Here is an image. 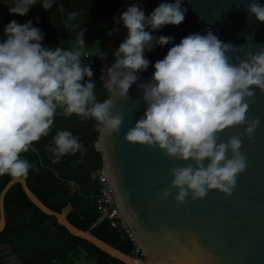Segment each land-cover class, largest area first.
Instances as JSON below:
<instances>
[{
	"label": "clouds",
	"instance_id": "clouds-1",
	"mask_svg": "<svg viewBox=\"0 0 264 264\" xmlns=\"http://www.w3.org/2000/svg\"><path fill=\"white\" fill-rule=\"evenodd\" d=\"M54 2L3 0L11 14L21 16L37 3L49 10ZM60 9L63 11V7ZM186 11L182 0H175L161 2L148 16L139 4L129 5L120 15L117 23L123 22L127 35L114 51L115 62L107 68L106 79L101 77L113 96L118 93L127 97L130 86L139 79L137 72L149 67L145 50L173 41L171 36L157 38L150 32L169 24L179 25ZM247 12L264 22V5L258 0H249ZM77 15L70 12L63 24L65 29H80L76 46L68 50L42 46L44 34L31 20L23 24L12 20L4 27L6 39L0 42V176L18 180L26 178L29 170H38L21 153L48 136L57 115L93 119L107 135L120 130L125 113H113L111 98L97 101L93 71L81 60L106 54L100 47L83 51L84 29L71 23ZM234 49L211 30L189 34L155 62L148 82L137 85L146 109L127 130L125 139L158 146L169 157L194 162L170 170L174 177L171 186L178 188L177 202H185L189 196L195 201L212 189L231 195L236 177L247 167L240 151L242 137L234 135L218 143V133L245 125L244 135L251 139L260 124L259 118L247 119L246 113L247 98L254 95L250 86L264 93V47L238 64L228 55ZM48 150L54 155L52 162L57 163L61 157L85 149L71 131L59 130ZM170 190L163 189L162 195L168 196Z\"/></svg>",
	"mask_w": 264,
	"mask_h": 264
},
{
	"label": "water",
	"instance_id": "water-1",
	"mask_svg": "<svg viewBox=\"0 0 264 264\" xmlns=\"http://www.w3.org/2000/svg\"><path fill=\"white\" fill-rule=\"evenodd\" d=\"M120 1L114 25L101 48L106 55L103 58L97 55L100 77L105 79L107 68L115 62L114 51L127 35L123 22L117 23L127 7L139 4L148 16L161 2H175ZM258 2L264 5V0ZM248 3L249 0H182V7L187 9L184 20L179 25L169 24L150 32L157 38L171 36L172 43L145 50L149 67L137 72L139 79L130 86L127 97L118 93L113 96L108 91L107 99H113V113L122 111L125 118L120 130L111 135L99 129L95 148L101 154V169L115 203L140 245L142 258L137 259L90 230L74 225L68 219L71 205L61 211L53 210L29 188L25 178L10 179L0 192V233L6 227L5 196L14 184L20 183L30 201L43 213L55 216L72 235L125 264H264V93L250 86L254 95L247 98L246 118L260 120L251 139L244 135L245 125L228 127L218 133V143L227 142L234 135L242 137L240 151L246 157L247 167L236 177L231 195L212 189L195 201L189 196L185 202H177L178 188L171 186L174 177L170 170L194 162L169 157L158 146L133 144L125 139L127 130L146 109L142 90L137 85L148 82L155 71V62L162 60L182 38L211 30L218 39L234 46L228 53L234 64L247 60L249 53H257L264 47V22L247 12ZM227 155L231 157L230 152ZM166 188L171 189L170 194L163 196L162 190Z\"/></svg>",
	"mask_w": 264,
	"mask_h": 264
},
{
	"label": "trees",
	"instance_id": "trees-1",
	"mask_svg": "<svg viewBox=\"0 0 264 264\" xmlns=\"http://www.w3.org/2000/svg\"><path fill=\"white\" fill-rule=\"evenodd\" d=\"M3 4V0H0V6ZM120 5V0H55L51 9L44 10L37 3L23 16L11 14L7 6L0 10V42L6 39L4 27L7 23L15 20L23 24L31 20L32 25L44 34L42 44L50 48L71 49L80 29H65L63 24L67 22L70 12H77L71 23L84 29L86 51L89 47L101 49L114 25V15ZM81 60L93 71L91 79L95 82L97 101H104L109 92L100 77L101 64L97 55L81 57ZM88 79L85 77V80ZM59 130L71 131L85 150L67 154L53 163L54 155L48 148ZM98 136L99 129L93 119L57 115L48 136L34 142L28 152L21 153L22 158L35 164L38 169L29 170L25 179L29 188L47 206L61 211L63 207L71 205L68 219L74 225L90 230L97 237L132 255V241L111 227L107 220L92 226L99 215L96 204L99 184L90 176L102 166L101 154L95 148ZM10 179L8 175L0 176V192ZM5 212L6 227L0 233V247L5 246L17 264H80L81 261L86 264H125L89 241L72 235L57 222L55 216L43 213L30 201L20 183L14 184L7 192ZM0 264H4L1 258Z\"/></svg>",
	"mask_w": 264,
	"mask_h": 264
},
{
	"label": "built area",
	"instance_id": "built-area-1",
	"mask_svg": "<svg viewBox=\"0 0 264 264\" xmlns=\"http://www.w3.org/2000/svg\"><path fill=\"white\" fill-rule=\"evenodd\" d=\"M7 6L8 5L6 4L1 5L0 10L7 8ZM90 176L99 184V191L96 196V204L99 215L92 226L107 220L111 227L118 229L120 232H122V234H124V236L132 241L134 246L132 256L137 259L142 258V254L139 251L140 245L126 220L119 211L101 167L94 170Z\"/></svg>",
	"mask_w": 264,
	"mask_h": 264
},
{
	"label": "rangeland",
	"instance_id": "rangeland-1",
	"mask_svg": "<svg viewBox=\"0 0 264 264\" xmlns=\"http://www.w3.org/2000/svg\"><path fill=\"white\" fill-rule=\"evenodd\" d=\"M42 46L46 48H50L47 44H42ZM76 46V43L72 44V48ZM83 51H86V48L83 49ZM0 258L4 262V264H17L16 261L13 260V258L10 256V253L8 249L5 246L0 247ZM80 264H86L85 261H81ZM92 264V263H88Z\"/></svg>",
	"mask_w": 264,
	"mask_h": 264
}]
</instances>
